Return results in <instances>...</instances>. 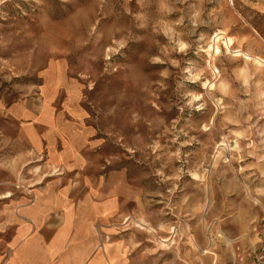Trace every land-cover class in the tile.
<instances>
[{"label": "rangeland", "instance_id": "1", "mask_svg": "<svg viewBox=\"0 0 264 264\" xmlns=\"http://www.w3.org/2000/svg\"><path fill=\"white\" fill-rule=\"evenodd\" d=\"M56 81L50 107L127 171L143 264H253L264 0H0V96L39 107Z\"/></svg>", "mask_w": 264, "mask_h": 264}, {"label": "crops", "instance_id": "2", "mask_svg": "<svg viewBox=\"0 0 264 264\" xmlns=\"http://www.w3.org/2000/svg\"><path fill=\"white\" fill-rule=\"evenodd\" d=\"M61 84L35 108L34 98L0 96V264L146 263L127 171L104 164L115 156L99 149L80 112L50 107Z\"/></svg>", "mask_w": 264, "mask_h": 264}, {"label": "built area", "instance_id": "3", "mask_svg": "<svg viewBox=\"0 0 264 264\" xmlns=\"http://www.w3.org/2000/svg\"><path fill=\"white\" fill-rule=\"evenodd\" d=\"M18 189H25V190H29L30 188L27 187H21L20 185H18V187H16ZM258 241H257V245L252 248V250L250 251L251 254V259L253 261V264H264V218L261 219L259 225H258Z\"/></svg>", "mask_w": 264, "mask_h": 264}, {"label": "bare ground", "instance_id": "4", "mask_svg": "<svg viewBox=\"0 0 264 264\" xmlns=\"http://www.w3.org/2000/svg\"><path fill=\"white\" fill-rule=\"evenodd\" d=\"M158 244H160V243L158 242Z\"/></svg>", "mask_w": 264, "mask_h": 264}]
</instances>
